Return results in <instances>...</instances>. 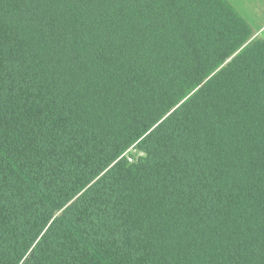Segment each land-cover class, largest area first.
<instances>
[{
  "label": "trees",
  "instance_id": "16d2710c",
  "mask_svg": "<svg viewBox=\"0 0 264 264\" xmlns=\"http://www.w3.org/2000/svg\"><path fill=\"white\" fill-rule=\"evenodd\" d=\"M0 264H264V40L227 0H0Z\"/></svg>",
  "mask_w": 264,
  "mask_h": 264
},
{
  "label": "rangeland",
  "instance_id": "374dc122",
  "mask_svg": "<svg viewBox=\"0 0 264 264\" xmlns=\"http://www.w3.org/2000/svg\"><path fill=\"white\" fill-rule=\"evenodd\" d=\"M239 6L243 9L245 19L249 22L252 29L263 28L264 30V0H251V5L237 1ZM133 161L134 159H130Z\"/></svg>",
  "mask_w": 264,
  "mask_h": 264
},
{
  "label": "crops",
  "instance_id": "0c3cea01",
  "mask_svg": "<svg viewBox=\"0 0 264 264\" xmlns=\"http://www.w3.org/2000/svg\"><path fill=\"white\" fill-rule=\"evenodd\" d=\"M229 4L234 8V10L244 19L245 22L251 27L249 22L245 19V15L243 14V9L239 6V3L237 2L238 0H227ZM242 3L249 4L248 6L251 5V0H241ZM243 11V12H242ZM252 29V27H251ZM253 32V38H259L264 40V30L263 28H256L252 29Z\"/></svg>",
  "mask_w": 264,
  "mask_h": 264
}]
</instances>
